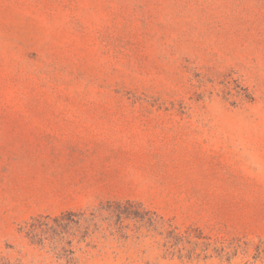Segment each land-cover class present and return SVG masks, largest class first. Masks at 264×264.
Segmentation results:
<instances>
[{
  "label": "rangeland",
  "instance_id": "obj_1",
  "mask_svg": "<svg viewBox=\"0 0 264 264\" xmlns=\"http://www.w3.org/2000/svg\"><path fill=\"white\" fill-rule=\"evenodd\" d=\"M0 151V264H264V0H0Z\"/></svg>",
  "mask_w": 264,
  "mask_h": 264
},
{
  "label": "trees",
  "instance_id": "obj_2",
  "mask_svg": "<svg viewBox=\"0 0 264 264\" xmlns=\"http://www.w3.org/2000/svg\"><path fill=\"white\" fill-rule=\"evenodd\" d=\"M112 213L121 220L122 218H134L136 220L142 221L146 223L148 227H155V228H163L164 226V220L161 216L157 215L155 211H152L150 209H147L142 206L140 203H136L130 200H126L123 204L120 202H117L114 206V209L112 210ZM68 214H71L70 212ZM54 221L58 225V218H54ZM48 225V224H47ZM39 225L30 224L29 230L27 231V235H30L31 238H36L38 233ZM166 230V229H165ZM185 233V232H184ZM184 236L183 233L178 232L175 227H170L167 229V235L168 238L166 242L167 248L171 247V244L177 242V240L181 239ZM39 243L42 241V239H38ZM168 250V249H167ZM67 252V250H64ZM69 254H71V251H68Z\"/></svg>",
  "mask_w": 264,
  "mask_h": 264
},
{
  "label": "crops",
  "instance_id": "obj_3",
  "mask_svg": "<svg viewBox=\"0 0 264 264\" xmlns=\"http://www.w3.org/2000/svg\"><path fill=\"white\" fill-rule=\"evenodd\" d=\"M0 154H2V151H0ZM2 172H3V166L0 165V173H2ZM0 218H1V211H0Z\"/></svg>",
  "mask_w": 264,
  "mask_h": 264
}]
</instances>
